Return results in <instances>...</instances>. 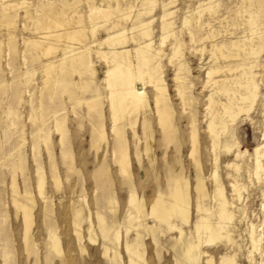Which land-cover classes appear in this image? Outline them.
<instances>
[{"label":"rangeland","instance_id":"374dc122","mask_svg":"<svg viewBox=\"0 0 264 264\" xmlns=\"http://www.w3.org/2000/svg\"><path fill=\"white\" fill-rule=\"evenodd\" d=\"M24 1L30 2L31 5L28 3V5H30V12L34 13L40 8L41 4H45L49 1H54L55 3H58L59 1L61 2V0H48L46 2H44L45 0ZM65 1L69 2V4H72V2L74 3V5H71L69 12L75 10L84 18H86L85 16L87 15L86 10H88V3L92 4L94 2L97 6L102 8H104V6L106 8L107 5L113 6L114 8V6L116 7L118 5V9L120 10L132 6L129 17L127 19H122L123 21H121V27L124 28V35L127 36L128 41L127 43L118 46L119 49H129L130 56H134L133 49L136 46L135 42L130 39L135 33V29L131 28H133L132 24L136 15L139 13L140 18L147 21L151 20L149 28L153 41L152 47L155 53V51L160 48V38L164 35V32L162 33L163 30H161V15L167 8L174 11L170 16V21H172V28L169 32L170 35L168 34L164 39L163 45L161 44L163 52H160V58L154 63L159 62L158 64L161 67L162 77L167 90L168 104L173 111V120L177 128L176 136L178 138L179 153L176 152V148H174L172 142L167 144L166 147L160 137L159 127L155 122L156 116L152 98L154 92L153 87H151L150 84H143V80H137L136 85L138 88L141 87L146 94L148 105L146 108L147 116L151 120L152 125V153L154 154L153 157H155L151 162L148 161L146 154L142 153L141 162L138 163L136 161L133 156L134 146L132 144V134L129 125H126L125 134L131 156L130 174L132 184L129 186L119 174L117 165L112 161V136L110 133V120L106 105L103 106V115L101 118L106 134L105 139L99 141L97 146L95 144L94 147V145L91 144V122L86 113L87 107L84 104L85 102L83 103L82 101L81 104L77 103L74 99L68 96V92H64L63 94L58 88L50 89L51 94L54 95V98L50 101L48 98L49 94L44 90V76L42 77V74H44V71H42L43 64L47 61H54L55 59L60 58L62 55L60 47L58 48L60 51L56 49L53 53L49 54V56L39 55L40 57L38 59H33L34 53H29V50V52L27 51L29 45L25 41L26 39H34L39 36V34L33 29V25H30L32 22L24 17V8H18L15 11L16 23L11 29L14 38V46L11 43L12 40H8L9 30H7V27L0 26V42L2 41L0 43V45L2 44L0 51V84L6 83L8 85V88L6 89L7 91L5 90L3 93L0 91L2 94H0V97H2L0 98V124L3 123V125L0 126V159H3L5 163H3V160H0V162H2L0 167L3 165L0 168V217L6 219L5 221L0 219L2 220L1 225L3 229L0 232V264H60V255L52 252L46 244V240L48 239V226L53 227L62 239L63 249L69 255L68 264H111L107 257L103 256L101 251L102 237L96 221L97 209L104 215L107 221L113 219V222L115 223L114 229L115 231H118L119 234V241H115L114 247H116L119 252V263L127 264V254L125 253L123 243L126 237L131 238L134 235V230L127 231L129 227V220L127 219V199L130 189L132 188L135 191L138 198L143 199L146 210L149 211L150 201L156 197L158 188H164L166 184V163L169 162H173L174 171H180L188 181L189 197L192 204L195 200V192L193 189L196 178L195 175L201 174V176H203L206 189L203 201L213 214L211 218L212 221L215 219L214 213L217 204L212 197V188L214 186L212 174L214 168H216L217 176L223 186L224 195L227 199L233 201V207H231V209L234 216L232 221L227 224V229L230 232L232 240L230 242L225 239L216 240L210 244L201 241V244L199 245L201 250L206 251L207 254L213 257V264H219V260L223 256L229 260L233 258V264H264V208L262 207V202L264 201V157H262V169L259 172V179L251 172L253 149L257 144L264 142V0H253L251 3L247 0H211V10H208L207 8V10L202 9L207 6L205 4L208 0H154V2L151 3L153 5H144L143 0H86L87 2L85 0H64V3ZM199 3L201 5H199ZM33 6H35L34 9ZM200 9H202L201 14H199L200 17L195 18L198 16V11ZM148 10H150V12L145 13ZM113 15H111L110 18H114L113 20H115L117 13H114ZM184 18L189 20L187 25L182 23ZM251 18L260 24L258 26L263 32V40L259 42L262 50L256 56L257 66L252 68L254 79L258 84V94L248 113H240L234 122L227 123L224 133L220 136V145L215 152H212L209 139L203 132V129L206 128V119L208 118V96L210 92H213L212 88L215 87V85H213V80L209 82L207 81L206 72L210 67H223L224 65L234 66L237 63L246 60L243 53L231 50L232 47L230 46V41L251 36L249 29L252 27L254 29V25L250 27L249 22L247 21ZM112 19H110V21ZM195 19L198 20L197 25L195 24ZM206 21V24H201ZM72 22H70V25L73 26V23L75 24V22ZM101 22L94 21L91 24L87 21L84 22L88 27L95 24L97 27L95 38L98 40H102L107 35L104 28H101L100 26ZM199 23L200 25H198ZM30 26H32L31 29ZM208 30L213 31L214 38L212 37L207 40H202L200 41L201 43H199V41L192 42V35L197 39L203 37ZM253 35L257 36L258 34L254 33ZM27 36H32V38H28ZM87 36L89 38H87V42L91 41V33L88 32ZM65 41L66 40L64 39L59 43ZM177 42L182 45L183 52L179 59L181 60L179 77L180 81H182V84L185 86L188 98H190L185 110L182 108L180 97L176 94L177 81L174 77L176 73L175 64L177 58H173L172 61H169L172 46ZM215 42L217 44L224 43L226 48L231 51V55L227 58L221 57L218 53V58H216L217 56L212 55L210 48L211 44ZM104 45L101 46L102 51H108V46L106 44ZM75 46L80 45L75 44ZM12 51L14 53H12ZM223 51L225 53L227 52L226 49H223ZM15 54L16 56L14 57ZM88 56H86V60H90L92 62V68L96 69V80L102 89L103 95H105L106 90L103 87L104 81L102 79L104 77L106 63L104 60L102 61V59L97 57L94 51H91ZM155 60L156 59H154V61ZM38 68H41V70ZM33 69L35 70L33 71ZM31 70L33 72H30ZM83 71L85 72V70ZM83 71L81 72L82 74L75 71L67 72L65 75L68 79L74 80L77 83L86 79L91 81V73L87 71L89 73L85 72V74H83ZM242 71L241 68L232 72L221 71L213 74L214 76L211 78L214 80H221L224 77H228L229 79L238 78L240 81H244V78L241 75ZM21 73L22 75L20 76ZM31 73L33 74L31 75ZM79 74L82 75V77ZM83 76L85 78L82 80ZM17 78L23 82L21 83V86L18 87V89H21L20 100L22 101H20L21 103L19 102L15 107L16 114L14 113L12 117L4 116L6 115V107H9V104H11L12 101L11 94L13 93V90L16 89V84L19 82ZM77 83L74 87L70 84L69 88L74 89L75 92V87L77 86L78 89L80 88L82 91H85L84 89L87 86L82 87L83 84L79 85L78 83L77 85ZM219 86L220 85H217V87ZM232 86L234 87V85ZM88 88H86L87 90L85 92H82L86 93L83 95H81L82 93L80 92V89V91L76 89L75 96L80 94L82 96L81 98H88L89 94L91 96V91L88 92V90L91 89ZM234 88L240 90V87L238 86ZM78 91L79 93H77ZM236 95H238V91L236 92ZM6 96H9L7 100ZM213 97L215 98L214 100L222 102L227 101V97L224 96L223 93H215L213 94ZM59 102L60 105H57ZM40 103H43L41 110H43V107L45 108V106L47 107L49 105L51 106V110L53 108L58 109H55L54 112L52 111V114L51 112L48 114V112L45 113L43 111V127L45 136H48L47 143H44L42 138H38L36 135L34 137L40 122V117L38 115L34 117V114H36L34 112H36L37 105ZM18 105L20 106L18 107ZM60 108L61 110L59 111ZM41 110L39 109V111ZM141 111L138 113L136 131L138 135L142 137V132L138 125V122L141 121L143 115V111L142 114ZM189 111L194 112L199 130V171L193 165V162L191 161L192 158L189 156L190 125L187 118ZM61 114L68 131L67 148L73 157L71 168H69L66 161L65 163L63 162L60 156V148H62L60 143H58L60 135L59 132L55 130V125L53 124V118L61 117ZM33 119L36 120L34 121ZM35 122H38V124ZM31 133H33V135ZM141 143H143V138H141L139 142L140 150H142ZM223 145L229 146L230 149L228 152L221 150L223 148L220 149ZM47 147L51 151H47ZM15 148L17 150H15ZM13 149L15 151H13ZM8 152L9 154H7ZM47 152H50L52 156L54 155L53 159L56 162L60 181L58 189L54 188L53 182L50 178L48 162L50 160H48L49 156ZM214 154L218 156L216 164H214L213 161ZM5 157L6 159H4ZM178 159L181 160L180 166L177 164L179 161ZM102 160H104L108 166L109 180L106 175H102L98 184L106 187L111 184L113 196L115 198V202L111 206L106 204L104 202L105 200L102 198L96 200L95 197L96 194L99 193L95 190L92 175L96 166ZM233 162L238 164L237 170L227 165L228 163L230 164ZM12 165L15 168L19 166L21 171L19 168L14 170L10 169ZM8 166L9 168L7 169ZM37 168L42 169L44 172V194L48 196L53 210L52 214L45 218L41 212L42 198L38 193L36 184ZM12 178L18 192L22 194L24 192L23 190L26 189L29 191V195L33 196V198L31 197L32 200H34V202L32 201L33 204L30 203V205H33V208L31 207L33 224L31 227L32 245L30 246L32 250H30L29 254L25 251L22 240V216L20 213L16 214L15 208L11 204L10 198L12 187L10 182ZM233 181L236 182L239 187V198L235 195V192L232 191V187H230V184ZM25 182L26 185L24 184ZM71 204L82 208V243L86 248V251L82 253L79 252L76 241L72 236V225L70 220ZM194 217L195 213L193 208H191L189 223L188 225L182 224L183 229L187 230L189 228L191 222L194 221ZM89 222H91L93 226L92 234L95 239L94 242L87 239L88 236L86 229ZM136 222V219L132 220V223L135 224ZM152 223V218L148 217L147 224L152 225ZM177 223L179 224L180 222L177 220ZM251 224L253 225L254 232L250 231ZM141 233V249L147 264H174V259L175 257L180 256V251L179 249H172L173 247L170 243V237L177 233L176 230L164 228V232L161 234L157 229L154 230V232L145 229L142 230ZM259 233L261 234V241L258 245L256 234ZM195 238L196 236H193L192 233L191 239ZM250 238L253 240V245L250 243ZM248 252L251 253L250 258L247 257L249 255ZM4 253L6 254V257L4 256Z\"/></svg>","mask_w":264,"mask_h":264},{"label":"bare ground","instance_id":"6f19581e","mask_svg":"<svg viewBox=\"0 0 264 264\" xmlns=\"http://www.w3.org/2000/svg\"><path fill=\"white\" fill-rule=\"evenodd\" d=\"M46 1L48 0H45L44 2ZM247 1L251 3L253 0H247ZM59 2L55 3L54 1L53 2L49 1L46 2L45 4H41L40 8H38V10H36V12L34 13V12H30V5H31L30 2L24 0L22 1L0 0V26L2 25L7 27V30H9L8 40H12L11 43L14 46L13 43L14 38L11 29L14 27L16 23L15 11L18 8L23 7L24 17L32 22V24L30 25H33V29L37 31L39 34V36L37 37L33 35L36 38L33 37L34 39H26L25 41L29 45V46L27 45L29 47L27 51L29 50L30 51V52L28 51L29 53H34L33 59H38L41 55L49 56V54L53 53L56 49L60 47L62 53L61 57L59 56L60 58L55 59L54 61H47L46 63L43 64V68H42V71H44L43 72L44 74H42V77L44 76L43 86H44V90L49 94L48 95L49 100L52 101V99L54 98V95L51 94L50 89L58 88L63 94L64 92H68L69 93L68 96L74 99V101H76L77 103L81 104L82 101L83 103L85 102L84 104L87 107L86 113L91 122L90 125L91 126L90 133L92 140L91 144H93L94 147L95 144L97 146V143L99 141L105 139L106 134L101 118L103 115V106L106 105L108 111V117L110 120V133L112 136L111 137V147L113 153L112 161L117 165L119 174L124 178V180L129 184V186H131L132 184L131 174H130L131 156H130L128 141L125 134L126 125H129L132 134L131 135L133 139L132 144L134 146L133 156L135 157L136 161L138 163L141 162L142 153L146 154L148 161L151 162L154 160L155 157V156L153 157L154 154L152 153L153 152L152 125H151V120L147 116L146 108L148 107V105L146 100V94L143 91V89H141V87L138 88V86L136 85L137 80H143V84H150L151 87H153L154 92L152 94L153 96L152 98H153L154 111L156 116L155 122L159 127L160 137L163 140V143L164 145H166V147L167 144L172 142L174 144V148H176V152L179 153L178 138L176 136L177 128L173 120V111L171 110L168 104L167 90L162 77L161 67L158 64L159 62L154 63L157 62V60L160 58L161 55L160 52H163V49L161 48V44L163 45L164 39L167 37V35L169 34L172 28V21H170L171 19L170 16L173 14L174 11L167 8L165 11H163V14L161 15V21H162L161 30H163L162 33L164 32L163 33L164 35H162V37L160 36L161 37L159 44L160 48H158L155 51V53L152 47L153 41L151 37V31L149 28L151 24V20L147 21L145 19L140 18L139 13L136 15L132 24L133 28H131V29H135V33L130 38L132 41L135 42L136 46L133 49L134 56H130L129 49L127 48L119 49L118 46L127 43L128 41L127 36L124 35L125 30L123 27H121V21H123L122 19H127L129 17V13L132 9V6L120 10L118 9L117 4L116 7L114 6V8L113 6L110 5H107L106 8L105 6L104 8H102L100 6H97L94 2L92 4L88 3V10H86L87 15L85 16L86 18H84L81 14H78L77 11L75 10L69 12V10L71 9V5H74L73 2L72 4H69V2L66 1L64 3V0L63 2L62 0L60 3ZM153 2L154 0H143L144 5L151 4ZM207 2L205 4L207 6L205 8H202L203 10L206 8L208 10H211L212 2L211 0H208ZM28 3L30 5H28ZM200 3L199 5H201ZM34 8L35 6H33V9ZM202 9L198 11V16L196 15L197 17L195 18L200 17L199 14H201ZM149 12L150 10L146 11L145 13H149ZM114 13L115 14L117 13L115 20H113L114 18L113 19L110 18L111 15H113ZM110 19L112 20L110 21ZM72 21L75 22V24ZM85 21L89 22V24H91L94 21L96 22L102 21L100 26L101 28L102 27L104 28V31H106L107 33L106 37H104L102 40L96 39L95 33L97 31V27L95 26V24H93V26L90 25V27H88L87 25L84 24ZM247 21L249 22L250 27L254 25V29L253 27L250 29L248 28L249 31L251 32V36L230 41V46L232 47L231 50H235L236 52L243 53L244 58L246 60H244L241 63H237L234 66L224 65L223 67L220 66L210 67L206 72L208 79L207 81L209 82L213 80V85H215V87L212 88L213 92H210L208 96V100H207L208 118L206 119V128L203 129V132L207 135L209 139V144L212 152H215L218 146L220 145V136H222V133H224V130L227 127V123L234 122V120L240 113H248V111H250L251 107L253 106L255 98L258 94L257 93L258 84L254 79L252 68L257 66L256 56L262 50V47L260 46L261 44H259V42L263 40L262 39L263 32L262 29L258 26L260 24L255 22L253 18ZM70 22L73 23V26L70 25ZM182 23L187 25L189 23V20L187 18H184ZM197 23L198 20L195 19V24L197 25ZM206 23L207 21L201 24H206ZM198 25H200V23ZM31 27L32 26H30V29ZM263 31H264V25H263ZM88 32L91 33V39H92V40L90 39L91 41L89 42H87ZM254 33H257L258 35L254 36L253 35ZM212 37L214 38L213 31L208 30L203 37L197 39L195 38L194 35H192L191 40L192 42L199 41V43H201L200 41L205 39L207 40ZM28 38H32V36H29ZM64 39L66 40L65 42L59 43L60 41L62 42V40ZM75 44L76 45L79 44L80 46H75ZM104 44L108 46L107 47V49L109 48L108 51H102L101 46ZM1 45H0V51H1ZM223 49H226L227 52L225 53ZM13 51L12 53L15 52ZM58 51L60 50L58 49ZM91 51H94L96 56L102 59V61L104 60V62L106 63L105 64L106 67L104 70V77L102 79L104 81L103 87L106 90L105 95H103L102 89L100 88V85L96 80L95 77L96 69L92 68L91 66L92 62L90 60H86V56H88L91 53ZM210 51L212 55L217 56L218 53L223 58H227L231 55V51H229L226 48L224 43L221 44H217L216 42L212 43ZM182 54H183L182 45L177 42L175 45L172 46L171 57H169L170 59L169 61H172L173 58H177V62L175 64L176 73L174 77L177 81L176 94H178L177 96L180 97L182 101V108L183 110H185L187 107L186 105L190 98H188L185 91V86L182 84V81H180V77H179V73L181 70L180 67L181 60L179 59ZM15 56L16 54L14 55V57ZM216 58H218V56ZM154 59L156 60L154 61ZM238 68H241L243 70L241 75L243 76L244 81H240L238 78L229 79L228 77H224L221 80H214L213 78H211L212 76H214L213 74L219 73L221 71L232 72ZM35 69H33V71ZM38 69L41 70V68ZM83 70H85L86 73L89 72L91 73L90 74L91 81H89L88 79L83 80L85 78L83 76L82 78L83 81L81 80L82 82H78L79 85L83 84L82 87L87 86L86 88L89 87L88 89H91L88 90V92L91 91L90 92L91 96L89 94L90 97L88 96V98L86 97L81 98L82 97L81 95L86 94V93H82L87 90L85 87H84L85 91H82V89L79 88L81 90L80 91L76 86L75 88L78 89L82 94L81 95L79 94L80 96L78 94L75 96L76 89L74 92V89L72 88L70 89L69 87L70 84L71 86L74 87V85L77 82L68 79L65 75L67 72H75V71H78L80 72V74H82L81 72ZM33 71L31 70L30 72ZM85 72L83 74H85ZM22 73L20 74V76L22 75ZM32 74L33 73H31V75ZM80 76L82 77V75ZM21 83L23 82L19 80V82L16 84V89L13 90L12 94L10 93L12 97V101L11 104H9L10 106L8 105L9 107H6L7 108L6 115L4 116L12 117V115L16 112V108H15L16 105L20 101H22L20 100L21 89H18V87L21 86ZM217 85L220 86L217 87ZM232 85H234V87L236 86L240 87V90L234 88ZM7 88L8 85L6 83L0 84V91L2 93L5 92ZM79 91L77 93H79ZM237 91H238V95H236ZM215 93L218 94L223 93L224 96L227 97L226 98L227 101L226 99H225L226 102L214 100L215 98L213 97V94ZM8 97L6 96V100L8 99ZM57 105H60V102ZM19 106L20 105H18V107ZM42 106L43 103H40L39 105H37L36 112H34L33 110V112L36 113L34 114L35 115L34 117H36L37 115L40 117L39 124L38 122H35L38 124L39 127L37 129L35 128L36 133L34 134V137L36 135L38 136V138H42V141L44 143H47L48 136H45L44 134L43 113L48 112L49 114V112H51L52 114L56 108L52 107L53 109L51 110V106L49 105L47 107L45 106V108L43 107V110H41ZM61 108L59 109V111L61 110ZM39 109L41 111H39ZM141 110L143 111V115L141 121L138 122V125L140 126L142 137L139 136L136 131L137 117H138V113ZM9 117L7 118L10 119ZM187 118L189 120L188 122L190 125L189 156L192 158L191 161L193 162V165L198 170L200 166L199 130L197 127L196 118L193 111H189ZM53 119H54L53 124L55 125V130L59 132L60 135L58 141V143H60V145L62 146V148H60L61 149L60 156L63 162L65 163L66 161V163L69 165V168H71L73 157L67 148L68 131L67 128L65 127L66 125L64 124V118L61 114V117L59 116ZM1 125H3V123L0 124V126ZM33 133L31 134L33 135ZM38 138L36 137L37 140ZM141 138H143V143H141L142 150H140L139 148V142ZM220 149L224 150L225 152H228L230 148L227 145H223L222 147H220ZM15 150L17 149L15 148ZM15 150L13 149V151ZM49 150L50 149L48 148L47 151ZM47 153L49 156L48 160H50V161L47 160L49 162L50 178L53 182L54 188L58 189L60 186V181H59V175L57 173L56 162L53 159L54 155L52 156L50 152ZM7 154H9V152ZM262 157H264V142L257 144L253 149V157H252L253 163H252L251 172L256 178H258L259 172L262 169ZM217 158L218 156L214 154L213 155L214 164H216ZM4 159H6V157ZM178 160L179 161L177 164L178 166H180L181 160L180 159ZM1 163L2 162H0V165ZM227 165L231 166V168L233 167L235 170L238 169V164L234 162L230 164L228 163ZM11 167L10 169L14 170L19 168L21 171V168L19 166L15 168L12 165ZM8 168L9 166L7 167V169ZM166 170H167L166 184L164 188H158L156 197L150 201L149 211L146 210L143 199L138 198L136 196L135 191L132 188L130 189L127 199V207H128L127 219L129 220V227L127 231L134 230V235L131 238L126 237L123 243L125 253L127 254V264H147L143 256V251L141 249L142 247L141 232L142 230L145 229H149L150 231L154 232V230L157 229L162 234L164 232V228L177 231L175 235L170 237V243L173 247L172 249L175 250L179 249L180 251V256L175 257L174 264H213V257L207 254L206 251L201 250L199 245L201 244V241L203 243L210 244L215 242L216 240L218 241L225 239L228 242L232 240V238L230 237V232L227 229V224L232 221V218L234 216L233 211L231 209V207H233V201L227 199V197L224 195L223 186L217 176V170L216 168H214L212 174V177L214 179V186L212 188V194H213L212 197L215 199L217 204L214 213L215 219L212 221L211 218L213 214L206 205V203L204 204L203 201L206 193L203 176H201V174L195 175L196 178L193 186L195 192V200L194 203L192 204L189 197L188 181L184 178V176L180 173V171H177L179 173L174 171L173 162L166 163ZM36 172H37V179H36L37 189H38V193L42 198L41 212L45 218L46 216H50L53 210L48 196L44 194V181H45L44 172L40 168H37ZM102 175H106L107 179L109 180L108 166L104 160H102L96 166L92 175L94 179L95 190L97 191V193H99L96 194L95 197L96 200L102 198L103 200H105L104 202L106 204H109L111 206L115 202L112 186L111 184L107 185V187L98 184L99 179L101 178ZM10 183L12 187L11 198H10L11 204L12 206H14L16 214L20 213L22 216L21 217L23 223L22 240L24 243L25 251L28 252L29 254L30 250H32L30 246L32 245L31 227L33 224V215H32L31 207L33 205H30V203H32V201L34 202V200H32L33 196H30L29 195L30 193H28L29 191H27L26 189H24L23 190L24 192L20 194L17 190L13 178ZM24 184L26 185V182ZM230 187H232L231 188L232 191L235 192V195H237V197L239 198L240 190L239 187L237 186V183L233 181L230 184ZM70 207H71L70 220H71L72 234H73L72 236L76 241L79 252L82 253L86 251V248L82 243L83 240V235L81 232L82 231L81 222L83 220L82 208L77 207L74 204H71ZM262 207L264 208V201L262 202ZM191 208H193L195 213L194 221L191 222L189 228L185 230L183 229L182 224L188 225ZM148 217L152 218L153 220L152 225L147 224ZM0 219H2V217H0ZM133 219H136L137 221L135 224L132 223ZM2 220L5 221L6 219L4 218ZM2 220H0V232L3 230L1 225ZM177 220L180 222L179 224L177 223ZM96 221L102 237L101 251L103 256L107 257L108 261L111 262V264H120L119 252L117 251V248L114 247L115 241H119V234L118 231H115L114 229L115 223L113 222V219L107 221L104 215L97 209ZM86 230L88 236L87 239L89 241L94 242L95 239L92 234L93 226L91 222H89V225ZM47 231H48L47 232L48 239L46 240L47 241L46 244L48 248L52 252L60 255V260H61L60 264H68L69 255L63 249L62 239L59 237L58 232L54 230L53 227L51 226L47 227ZM250 231L254 232V228L252 224ZM192 233L193 236H196L195 239H191ZM256 238H257L256 241L259 245L261 241V234L260 233L256 234ZM249 240L250 243L252 244L253 242L252 238H250ZM248 253L249 255L247 257L250 258L251 253L250 252ZM4 256L6 257L5 253ZM233 262H234L233 258L229 260L226 259L224 256L221 257L219 260V264H233Z\"/></svg>","mask_w":264,"mask_h":264}]
</instances>
